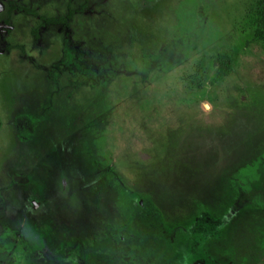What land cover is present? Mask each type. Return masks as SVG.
<instances>
[{
    "label": "rangeland",
    "instance_id": "1",
    "mask_svg": "<svg viewBox=\"0 0 264 264\" xmlns=\"http://www.w3.org/2000/svg\"><path fill=\"white\" fill-rule=\"evenodd\" d=\"M255 1L0 0V264L85 249L120 223L112 210L125 208L126 188L220 262L264 264ZM69 9L67 27L40 24ZM221 49L233 68L217 80ZM91 104L102 119L82 160L75 135ZM125 247L119 264L137 255L134 241Z\"/></svg>",
    "mask_w": 264,
    "mask_h": 264
},
{
    "label": "flooded vegetation",
    "instance_id": "2",
    "mask_svg": "<svg viewBox=\"0 0 264 264\" xmlns=\"http://www.w3.org/2000/svg\"><path fill=\"white\" fill-rule=\"evenodd\" d=\"M12 5L16 4L13 2ZM40 24L46 25L42 20ZM34 29L37 30V27ZM67 34L69 35L70 32L67 31ZM138 196L131 207L112 210L117 212L115 215L120 219V223L115 225L116 219L110 221L111 226L106 223L104 236L88 241L85 249H82V246L81 249L72 247L70 251L63 249L61 256L51 258V263L119 264V261L124 259L119 260V256H122L121 247L126 246L124 249L127 251V246L134 241L137 246V255L133 254L134 260L130 264H232V262H220L206 249L207 242H201L195 247L194 242L197 241L194 234L188 230L187 224L184 226L183 222L169 223L164 219L152 198H143L141 193ZM127 202L125 206L130 204L129 201ZM25 236L26 233L21 235L23 241L28 239ZM81 252L86 253L85 258ZM38 258L40 263H47L46 260Z\"/></svg>",
    "mask_w": 264,
    "mask_h": 264
},
{
    "label": "trees",
    "instance_id": "3",
    "mask_svg": "<svg viewBox=\"0 0 264 264\" xmlns=\"http://www.w3.org/2000/svg\"><path fill=\"white\" fill-rule=\"evenodd\" d=\"M12 9H16L19 12H22L24 14H32L34 16H38L37 13L29 8H24V7H19L16 5H12ZM74 10L69 9L64 16L60 17H52V18H41V20L45 24H59L61 26L67 27L68 26V20L71 18L73 15ZM248 20L253 26V35L254 37L259 40L260 42L264 43V0H256L254 5L248 9ZM32 34L34 38H37V30L33 29ZM214 62H215V78L217 80H223L231 71L233 68V61H232V56L229 51L225 49H221L215 53L214 56ZM94 104H91V107L88 109L86 108L85 110V118L83 120V125L78 126L76 130V135H75V141L77 147V154L80 156L79 158H82V160H86L87 154L89 153L88 149L90 148L88 146L89 140L94 138V129L96 130V125L97 123L100 122L102 117L101 115V110L95 109ZM37 140H35L36 142ZM92 153V151H91ZM88 160V158H87ZM87 162V161H84ZM83 162V163H84ZM128 191L130 192L128 201L130 204L126 205L125 207H131V205L136 202L138 199L139 193L137 191H130L129 188ZM15 237L16 238H21V233L15 232ZM14 237V238H15ZM8 240V239H7ZM8 244L10 245V249L12 251L16 250V245L14 241L8 240Z\"/></svg>",
    "mask_w": 264,
    "mask_h": 264
}]
</instances>
